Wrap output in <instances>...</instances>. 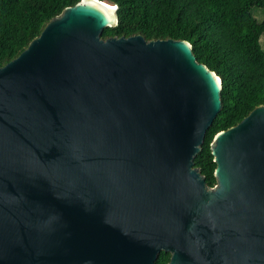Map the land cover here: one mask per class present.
Instances as JSON below:
<instances>
[{
  "label": "water",
  "instance_id": "95a60500",
  "mask_svg": "<svg viewBox=\"0 0 264 264\" xmlns=\"http://www.w3.org/2000/svg\"><path fill=\"white\" fill-rule=\"evenodd\" d=\"M116 9L67 6L0 66V264H264V104L207 186L220 77L187 40L103 38Z\"/></svg>",
  "mask_w": 264,
  "mask_h": 264
},
{
  "label": "trees",
  "instance_id": "16d2710c",
  "mask_svg": "<svg viewBox=\"0 0 264 264\" xmlns=\"http://www.w3.org/2000/svg\"><path fill=\"white\" fill-rule=\"evenodd\" d=\"M80 0H0V66L16 57L45 24ZM116 4L118 22L101 36L183 39L198 62L221 79V108L207 129L194 166L215 183L210 142L220 130L264 104V0H102ZM257 7L262 16L257 18ZM161 252L154 264H166Z\"/></svg>",
  "mask_w": 264,
  "mask_h": 264
},
{
  "label": "rangeland",
  "instance_id": "374dc122",
  "mask_svg": "<svg viewBox=\"0 0 264 264\" xmlns=\"http://www.w3.org/2000/svg\"><path fill=\"white\" fill-rule=\"evenodd\" d=\"M253 13L257 18H260L263 15L260 9L257 7L253 9ZM260 41L264 42V36L261 37Z\"/></svg>",
  "mask_w": 264,
  "mask_h": 264
},
{
  "label": "flooded vegetation",
  "instance_id": "af4514ba",
  "mask_svg": "<svg viewBox=\"0 0 264 264\" xmlns=\"http://www.w3.org/2000/svg\"><path fill=\"white\" fill-rule=\"evenodd\" d=\"M196 167V166H195ZM200 174L204 177V179H205V175L200 171ZM205 184L207 185V186H209L207 183H206V179H205ZM216 184V179H215V183L212 185V186H209V187H213L214 185ZM169 257V256H168Z\"/></svg>",
  "mask_w": 264,
  "mask_h": 264
},
{
  "label": "bare ground",
  "instance_id": "6f19581e",
  "mask_svg": "<svg viewBox=\"0 0 264 264\" xmlns=\"http://www.w3.org/2000/svg\"><path fill=\"white\" fill-rule=\"evenodd\" d=\"M110 9H112V7Z\"/></svg>",
  "mask_w": 264,
  "mask_h": 264
}]
</instances>
